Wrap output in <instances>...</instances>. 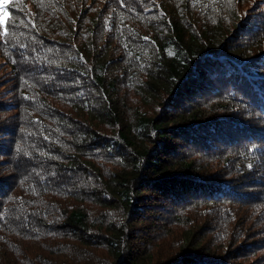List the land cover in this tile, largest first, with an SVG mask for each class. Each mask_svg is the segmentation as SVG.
Returning <instances> with one entry per match:
<instances>
[{
    "label": "trees",
    "instance_id": "trees-1",
    "mask_svg": "<svg viewBox=\"0 0 264 264\" xmlns=\"http://www.w3.org/2000/svg\"><path fill=\"white\" fill-rule=\"evenodd\" d=\"M7 9L0 264H264V3Z\"/></svg>",
    "mask_w": 264,
    "mask_h": 264
},
{
    "label": "snow or ice",
    "instance_id": "snow-or-ice-1",
    "mask_svg": "<svg viewBox=\"0 0 264 264\" xmlns=\"http://www.w3.org/2000/svg\"><path fill=\"white\" fill-rule=\"evenodd\" d=\"M15 0H0V25L4 24V19L7 17L6 8L10 3H14ZM21 23L23 24L24 21L21 20ZM4 35H7V32L3 33ZM147 39V38H146Z\"/></svg>",
    "mask_w": 264,
    "mask_h": 264
},
{
    "label": "rangeland",
    "instance_id": "rangeland-1",
    "mask_svg": "<svg viewBox=\"0 0 264 264\" xmlns=\"http://www.w3.org/2000/svg\"><path fill=\"white\" fill-rule=\"evenodd\" d=\"M234 1V0H233ZM248 1H252L254 2L255 4H261V3H264V0H243V2H248ZM6 12H7V17H8V9L6 8ZM7 17H5L4 19V24L3 25H0V35L4 32V29H5V22H6V19ZM1 37V36H0ZM135 99L133 98H130V101L129 103L132 104L134 102Z\"/></svg>",
    "mask_w": 264,
    "mask_h": 264
}]
</instances>
